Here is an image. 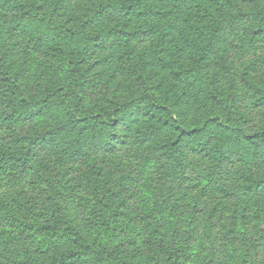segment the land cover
<instances>
[{
    "label": "trees",
    "instance_id": "1",
    "mask_svg": "<svg viewBox=\"0 0 264 264\" xmlns=\"http://www.w3.org/2000/svg\"><path fill=\"white\" fill-rule=\"evenodd\" d=\"M261 240L264 0H0V264H256Z\"/></svg>",
    "mask_w": 264,
    "mask_h": 264
},
{
    "label": "rangeland",
    "instance_id": "2",
    "mask_svg": "<svg viewBox=\"0 0 264 264\" xmlns=\"http://www.w3.org/2000/svg\"><path fill=\"white\" fill-rule=\"evenodd\" d=\"M203 229L202 228H200V236H202V237H204L205 238V236H203ZM218 230H213V231H211L210 232V235H211V239H213L214 241H218V238H219V234H218ZM206 239V238H205ZM206 241L208 242V240L206 239ZM260 245H261V247L259 248L260 249V254H259V256H258V258H257V261H256V264H259V261L261 260V259H263V257H264V240H261L260 241Z\"/></svg>",
    "mask_w": 264,
    "mask_h": 264
}]
</instances>
